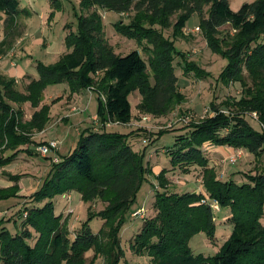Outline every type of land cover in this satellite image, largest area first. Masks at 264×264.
<instances>
[{
  "label": "trees",
  "instance_id": "16d2710c",
  "mask_svg": "<svg viewBox=\"0 0 264 264\" xmlns=\"http://www.w3.org/2000/svg\"><path fill=\"white\" fill-rule=\"evenodd\" d=\"M19 8L18 0H0L6 28L16 24ZM100 9L134 12L128 24L119 20L116 30L135 40L147 60L139 49L124 56L115 52ZM194 14L200 17L199 28L210 50L227 60L221 82L241 84L242 96L213 101L211 115L190 121L187 133L176 134L173 147L166 149L170 166L184 174H190L192 167L201 168L203 192L169 191V170L163 169L156 176L154 215L144 220L130 249L150 257L151 264H264V166L254 175L245 173L246 182L241 184L232 178L220 180L204 151L211 144L244 149L256 159L264 156V0L245 2L237 11L231 9L230 0H82L77 31L64 40L68 52L53 63L38 60V76L30 78L23 90L15 77L0 72V156L12 152L10 157H0L1 167L10 165L20 152L34 155L20 147L34 145L33 135L50 122L51 105L43 101L51 86L67 84L70 94L93 88L101 124L99 130H82L74 150L59 163L51 161L42 186L29 197L33 204L19 213L22 222L17 232L11 233L0 220V264H83L84 255L93 249L95 261L98 257L105 264L121 261L120 233L134 213L137 194L152 176V167L145 153L132 147V132H108L106 123L132 121L130 95L136 91L141 94L137 110L158 118L186 102L176 75L177 57L183 61L185 75L211 76L176 46ZM225 26L230 30H223ZM170 28L172 38L164 33ZM10 48L6 36L0 42V55ZM25 104L34 109L29 120L22 108ZM253 113L260 130L247 120ZM166 133L160 131L159 136ZM6 176L16 184L0 188V202L18 198L20 190L22 176ZM72 191L79 192L85 203L104 205L88 216L74 239L69 219L56 214L54 202L58 195ZM210 201L229 209L227 222L233 230L214 256L194 255L189 245L193 236L205 232L215 240L216 216ZM96 218L103 221L98 232L89 224Z\"/></svg>",
  "mask_w": 264,
  "mask_h": 264
},
{
  "label": "rangeland",
  "instance_id": "374dc122",
  "mask_svg": "<svg viewBox=\"0 0 264 264\" xmlns=\"http://www.w3.org/2000/svg\"><path fill=\"white\" fill-rule=\"evenodd\" d=\"M20 2L19 15L17 16L16 24L12 27L6 28V16L0 14V42L8 36L11 48L7 53L0 56V71L5 68V71L18 69V66L25 69V76L17 78L19 88L23 87L30 82L31 76H38V72L33 64L29 61L32 56L37 60L45 58V51H48L50 45L53 44L57 50L63 49V39L66 38L68 33L76 32L78 28V15L80 13L82 0H18ZM254 0H230V7L232 10L237 11L245 2H252ZM30 15L27 14V12ZM103 17L105 25L106 37L111 46L114 47L118 55H126L134 50H141L142 56L147 60L148 56L145 51L139 48L135 40L128 39L122 36L116 30V23L122 20L128 24L132 13L118 14L112 11L99 10ZM174 21V19H173ZM200 25V17L194 14L187 23L185 29V37L176 40V46L179 50L187 53L188 59L195 61L206 69L211 76L200 79L194 74L185 75L182 70L183 61L177 57L175 60L176 75L178 77V84L180 91L184 93L186 102L177 106L172 113L165 117H152L151 121L144 122L142 117L147 114H141L137 110V105L141 100V94L136 91L130 95V101L133 107V120L130 125L115 124L108 128V132H118L127 134L132 131L130 143L135 151L144 152L146 161L152 167V176L148 177V182L144 183L136 197V203L133 206V211L138 209L144 210V217H133V213L127 219V222L122 227L121 248L124 251V257L118 264H151V259L147 255H138L130 249V241L139 232L145 219L154 215L153 204L155 196V187L157 186L156 176L160 174L163 169H168V179L170 182L169 191L171 192H203L202 188V170L198 167H192L190 174H184L179 169H172L170 166L169 157L166 155V149L173 147L177 133H187L189 130L188 125L190 121L201 120L206 116L212 114L209 110L213 101L217 103L233 97L241 98L243 89L241 84L233 83L229 86L221 82V74L227 66V60L221 55L214 53L208 47L205 38L201 31H195L196 27ZM223 30H230L228 26L222 28ZM194 30V32H192ZM166 37L172 38V28L164 31ZM9 45V44H8ZM60 51L50 59L49 63L56 61ZM55 59V60H53ZM49 61V60H48ZM47 61V62H48ZM9 69V70H7ZM5 73L4 71H2ZM247 75V73H246ZM249 85L251 80L246 76ZM86 94H85V93ZM46 98L44 103H50L60 97V103L56 106L62 107L64 110L59 109L58 114L55 108L54 116L50 122V130L46 132L49 134L43 138L50 136V131L56 132V138H49V140L61 141V147L58 155L61 158L62 153L67 154L66 150H70L78 133L82 132L85 127L79 124V119H73L72 123L63 121L62 116L68 112V107L71 110L66 114H78L79 108L76 104L82 102V95L86 96L85 103L89 102L91 98L90 112H93L98 107L96 93L93 88L83 91L78 94H70L67 84H60L51 86L45 93ZM80 95V96H79ZM47 101V102H46ZM90 105H85L81 110L86 116L89 113ZM25 118L32 114L33 110L29 104L23 105ZM87 109V110H86ZM64 115L67 119L69 116ZM152 116V115H150ZM189 117V122H179L180 118ZM65 120V119H64ZM247 120L257 129L260 130V124L254 116H247ZM97 117L94 116L88 123L91 129L99 130L97 126ZM173 123L172 127L168 124ZM87 124V123H86ZM69 130L70 136L66 139L60 136ZM160 131H166L163 136H159ZM60 135V136H58ZM42 141V137L38 138ZM46 141V142H47ZM45 142V143H46ZM44 143V142H39ZM41 145V144H40ZM39 144L37 145V147ZM239 149L231 147H217L211 144H206L204 151L209 158L210 166L214 167L218 173L220 180H228L235 176V182L241 184L246 182L244 177L245 173L255 174L257 169L264 166V156L261 159H256L254 155L242 149L241 154H238ZM35 153L33 160H27L29 156H22L23 158L14 162L13 169L16 172L23 174L22 181V195L19 196L18 201L0 203V220L4 221V226L11 232L15 233L21 227L22 219L19 216L24 210L25 205H31L30 196L37 191L43 184L44 179L51 169V159L44 157L38 153L37 149L33 150ZM237 154V156H236ZM68 155V154H67ZM235 155V156H234ZM239 157L237 162L231 163L230 157ZM46 158H49L47 160ZM33 162V163H31ZM13 169H11L13 171ZM1 171V170H0ZM5 174V175H4ZM0 177H6V172L1 173ZM3 185V179L0 178V186ZM69 194L72 200L69 199ZM56 205V214L62 215L69 219V231L71 239H74L79 231L81 224L84 223L89 215L97 214V211L102 210L103 204L101 201L95 203H85L81 200L80 193L77 191L67 192L64 195H58L54 199ZM228 210V211H227ZM216 209L214 210L216 216V236L215 240L209 239L205 232H200L192 237L190 240V248L194 255H203L205 257L214 256L229 238L233 226L228 224L229 209ZM264 221V220H263ZM90 227L94 232H98L102 227V219L96 218L89 222ZM34 242H32L33 244ZM97 258L96 251L90 250L84 255L83 264H105L103 258Z\"/></svg>",
  "mask_w": 264,
  "mask_h": 264
},
{
  "label": "crops",
  "instance_id": "0c3cea01",
  "mask_svg": "<svg viewBox=\"0 0 264 264\" xmlns=\"http://www.w3.org/2000/svg\"><path fill=\"white\" fill-rule=\"evenodd\" d=\"M30 14V13H29ZM186 28H187V26H186ZM185 28V29H186ZM64 40L65 39H63L62 41H63V49L62 50H57L56 49V47L57 46H55V45H53V44H51L50 45V48H49V50L48 51H45V53H42V55H44V54H46V56H45V58H42V60L41 59H38L39 61H43L44 63H49L51 60L50 59H52L55 55H56V53L57 52H59L60 51V54L58 55V57H57V59H56V61L63 55V54H65L66 52H68V50H67V48H66V46H65V42H64ZM1 56V55H0ZM34 56H32L31 57V59H30V63L31 64H33V67H36V62L38 61ZM49 60V61H48ZM53 60H55V59H53ZM48 61V62H47ZM6 68V67H5ZM5 68H3L2 69V71H4L5 73H3L2 71H0V72H2L3 74H5V75H8V76H11V77H15L16 79L17 78H23L24 76H25V69L23 68V67H20V66H18V69H12V70H9V69H7V70H9L8 71V73H7V71H5ZM28 76H31V77H33V78H36V76H33V75H28ZM18 81V80H17ZM49 88H51V87H49ZM49 88L47 89V90H49ZM46 90V91H47ZM46 91H45V93H46ZM86 91V90H85ZM83 92V91H82ZM45 93H44V99L46 98V95H45ZM85 93V92H84ZM86 94V93H85ZM80 96V95H79ZM80 97H82L83 98V100H82V102H79L78 104H76V106H77V108H79L80 110H78V114H73V115H71V114H68V115H66L70 110H71V108H72V106L71 107H68V112H66L64 115H66V116H69V119H67L64 115L62 116V119H63V121H66L67 122V120H68V122L67 123H72V120L73 119H79V124L80 125H82V127H85L84 129H86V128H90V126H88V123L91 121V119L94 117V116H96L97 114H96V112H97V109H96V112H95V110L93 111V112H90V108H91V105H90V103H91V98L89 99V102L88 103H85V99H86V96H84V95H82V96H80ZM96 98H97V95H96ZM45 101H43V104H49V105H51V120H52V118H53V116H54V113L55 112H53V111H55L54 109L56 108L57 109V112H58V114H60L61 112H59V109L61 110V111H63L64 109L62 108V107H58V106H56V104L57 103H60V101L59 102H57V103H54V104H51L52 102H50V103H44ZM47 102V101H46ZM85 105H90V107L88 108L89 109V113H88V115L86 116V114H83V113H80V112H82L81 110L85 107ZM31 108V107H30ZM32 109V108H31ZM32 110H34V109H32ZM87 110V109H86ZM33 113V112H32ZM132 113H133V107H132ZM32 115V114H31ZM31 115L28 117V119H26V120H29L30 118H31ZM97 117V116H96ZM65 119V120H64ZM134 119V118H133ZM132 119V120H133ZM51 120H50V122H51ZM50 122L47 124V126H46V129L44 130V131H42V132H40V133H36V134H34L33 135V137H32V139H33V141H34V145H28V146H23V147H20L21 149H27V148H29L33 153H34V151L33 150H35V149H37V145L39 144V142H46L47 140H49V138H56V139H59V138H57L56 137V135H57V133L56 132H52V131H50L51 133H50V136L48 137V138H43L44 136H47V135H49L46 131L47 130H50ZM132 122V121H131ZM131 122L129 123V124H127V126L128 125H130L131 124ZM87 123V124H86ZM124 126H126V125H124ZM83 129V130H84ZM133 130H135V129H131V130H129V132H132ZM80 134H81V132L80 133H78V136H77V138H76V142H74V144L72 145V148L69 150H66L67 152V154H69L70 152H72L73 150H74V148L76 147V145H77V142H78V140H79V137H80ZM58 136H60V135H58ZM69 136H70V133H69V130L67 129V131L64 133V135H62V136H60L61 138H64L65 137V141L64 142H66L67 140H68V138H69ZM42 137V141H39L38 140V138H41ZM62 149L63 148H61V156L63 157L64 155H67V154H64V153H62ZM12 154V152H6L5 154H1V156L0 157H10V155ZM29 156V157H27V160H33L34 158H37V157H34L35 156V153H34V155L32 154V155H30V154H27V153H25V152H20L19 153V155L16 157V159L10 164V165H8V166H5V167H1L0 166V172L1 173H5L6 172V174H11V175H13V176H15V175H20V176H22V178L20 179V181L18 182V185H19V187H20V190H19V192H18V198H19V196H21L22 195V193H21V191H22V181H23V174H20V173H18V172H16L15 171V169H13V164H14V162H16L17 160H19V159H21V158H23L22 156ZM61 157V158H62ZM31 163H33V162H31ZM11 169H13V171L11 170ZM5 175V174H4ZM0 178H2L3 179V185L2 186H0V188H3V189H5V188H10V187H13L16 183L14 182V181H11L9 178H4V177H0ZM232 179H235V176L232 178ZM70 196H71V194H69ZM80 197H81V195H80ZM18 198H14V199H10V200H6V201H2V202H0V203H7V202H13V201H18L19 199ZM71 199H72V196H71ZM228 211V210H227Z\"/></svg>",
  "mask_w": 264,
  "mask_h": 264
},
{
  "label": "built area",
  "instance_id": "2783aa9c",
  "mask_svg": "<svg viewBox=\"0 0 264 264\" xmlns=\"http://www.w3.org/2000/svg\"><path fill=\"white\" fill-rule=\"evenodd\" d=\"M195 31H200V28L196 27ZM192 32H194V30ZM103 99H104V97H103ZM252 116L257 118V114L256 113H253ZM152 117L153 116H150V115H144L142 117V119L144 120V122H147V121H151ZM190 120L191 119H189V117H185V118H180L179 122H189ZM96 122H97V126L99 125L100 128H101V124L99 123L98 118H97ZM115 124H119V123L107 122L106 123V128L111 127V126H113ZM168 126L172 127L173 123H169ZM60 147H61V141L54 139V140H50V141H47L46 143H43V144L39 145L37 147V151H38V153H40L44 157H50L52 159L51 160L52 163H59L61 161V158L58 155V151L60 150ZM241 150L242 149H239L237 151V153L241 154ZM234 156L230 157V162L231 163H235L239 159V157H234ZM236 156H237V154H236ZM68 196H69L68 200H72L71 196L70 195H68ZM210 204H211V207H212L213 210L220 209V206H219L217 201H210ZM143 213H144L143 209H138L132 215H133V217H138L139 216V218H142V217H144ZM24 216H27L26 212L24 213Z\"/></svg>",
  "mask_w": 264,
  "mask_h": 264
}]
</instances>
